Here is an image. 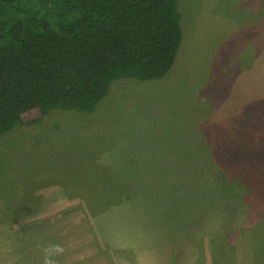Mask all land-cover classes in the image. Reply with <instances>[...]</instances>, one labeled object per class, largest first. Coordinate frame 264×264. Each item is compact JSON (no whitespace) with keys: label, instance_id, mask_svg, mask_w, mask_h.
<instances>
[{"label":"rangeland","instance_id":"obj_1","mask_svg":"<svg viewBox=\"0 0 264 264\" xmlns=\"http://www.w3.org/2000/svg\"><path fill=\"white\" fill-rule=\"evenodd\" d=\"M178 2L168 75L114 81L92 113L35 110L0 137V264H41L48 243L65 248L58 264H181L186 242L204 264H222V249L225 264H251L245 232L222 246L186 225L199 220L207 145L264 161V0ZM28 210L53 226L34 249Z\"/></svg>","mask_w":264,"mask_h":264},{"label":"trees","instance_id":"obj_2","mask_svg":"<svg viewBox=\"0 0 264 264\" xmlns=\"http://www.w3.org/2000/svg\"><path fill=\"white\" fill-rule=\"evenodd\" d=\"M182 41L178 0H0V137L35 110L92 113L114 81L164 78ZM207 147L198 163L199 220L186 231L219 236L222 246L245 232L251 264H264V161ZM28 211L31 220L20 228L29 232V244L53 226L32 221L37 211Z\"/></svg>","mask_w":264,"mask_h":264},{"label":"clouds","instance_id":"obj_3","mask_svg":"<svg viewBox=\"0 0 264 264\" xmlns=\"http://www.w3.org/2000/svg\"><path fill=\"white\" fill-rule=\"evenodd\" d=\"M42 253L41 264H58L57 257L62 256L65 248L60 243H48L40 247Z\"/></svg>","mask_w":264,"mask_h":264},{"label":"crops","instance_id":"obj_4","mask_svg":"<svg viewBox=\"0 0 264 264\" xmlns=\"http://www.w3.org/2000/svg\"><path fill=\"white\" fill-rule=\"evenodd\" d=\"M2 218H0V222L2 221L1 220ZM192 246V243L190 245V248ZM184 247L186 248L187 252H184L183 255L180 257L181 258V264H184L183 261L185 262H188V264H204L203 261L201 262V259L203 257L202 253L200 252H196V251H190V253H188V246H187V242H186V245H184ZM198 250V249H197ZM207 254H208V250L206 251ZM200 253V254H199ZM207 257V256H206ZM168 259H169V264H174L172 261H171V258L170 256H168ZM193 259V260H192ZM205 264H210V260L209 259H206L205 260Z\"/></svg>","mask_w":264,"mask_h":264}]
</instances>
